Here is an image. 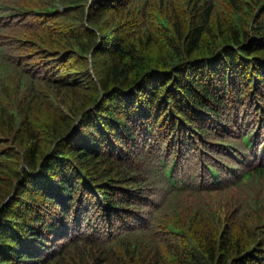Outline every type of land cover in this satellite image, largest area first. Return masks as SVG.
I'll list each match as a JSON object with an SVG mask.
<instances>
[{
  "label": "trees",
  "instance_id": "16d2710c",
  "mask_svg": "<svg viewBox=\"0 0 264 264\" xmlns=\"http://www.w3.org/2000/svg\"><path fill=\"white\" fill-rule=\"evenodd\" d=\"M0 264H264V0H0Z\"/></svg>",
  "mask_w": 264,
  "mask_h": 264
}]
</instances>
